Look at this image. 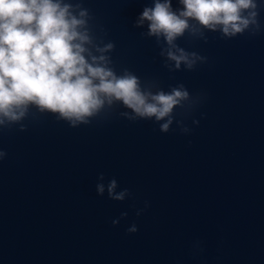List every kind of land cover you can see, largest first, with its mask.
I'll list each match as a JSON object with an SVG mask.
<instances>
[{
    "label": "water",
    "instance_id": "water-1",
    "mask_svg": "<svg viewBox=\"0 0 264 264\" xmlns=\"http://www.w3.org/2000/svg\"><path fill=\"white\" fill-rule=\"evenodd\" d=\"M84 6L115 44L118 72L166 91L183 83L203 101L185 119L190 134L118 114L78 128L46 114L0 132V264H264V33L186 35L177 43L207 62L169 72L134 27L151 0ZM101 174L131 196L97 195Z\"/></svg>",
    "mask_w": 264,
    "mask_h": 264
},
{
    "label": "clouds",
    "instance_id": "clouds-1",
    "mask_svg": "<svg viewBox=\"0 0 264 264\" xmlns=\"http://www.w3.org/2000/svg\"><path fill=\"white\" fill-rule=\"evenodd\" d=\"M84 3L0 0V132L14 126L26 131V120L46 114L70 128L118 114L130 122L154 121L161 133L173 130L175 123L183 134H190L185 119L202 103L203 95L193 96L183 83L166 91L159 81H142L127 68L118 72L111 55L115 44L96 35L94 17ZM176 3L174 8L173 0H151L134 22L135 28H146L142 36L154 39L169 72L192 71L207 62V57L177 43L186 35L207 43V33H219L222 39L264 33V0ZM7 155L0 149V161ZM104 180L101 174L97 195L107 191L109 199L121 202L131 196L127 188L116 191L115 178L107 184ZM126 216V212L121 214V218ZM119 222L112 221L113 225ZM127 231L137 232L136 224Z\"/></svg>",
    "mask_w": 264,
    "mask_h": 264
}]
</instances>
